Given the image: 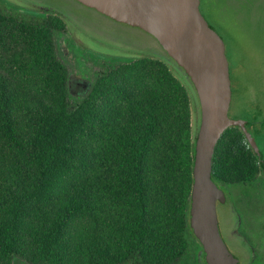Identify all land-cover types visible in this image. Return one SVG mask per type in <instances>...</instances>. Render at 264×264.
<instances>
[{
  "label": "trees",
  "instance_id": "16d2710c",
  "mask_svg": "<svg viewBox=\"0 0 264 264\" xmlns=\"http://www.w3.org/2000/svg\"><path fill=\"white\" fill-rule=\"evenodd\" d=\"M263 3L199 0V10L231 33ZM75 19L0 1V264H204L189 225L200 122L190 79L164 50L93 76L74 56L70 76L55 40ZM239 146L238 131L219 137L214 183L238 181Z\"/></svg>",
  "mask_w": 264,
  "mask_h": 264
},
{
  "label": "rangeland",
  "instance_id": "374dc122",
  "mask_svg": "<svg viewBox=\"0 0 264 264\" xmlns=\"http://www.w3.org/2000/svg\"><path fill=\"white\" fill-rule=\"evenodd\" d=\"M0 1L15 5L21 12L29 15H35L38 5L42 3L46 10L73 20L77 18L79 22L73 21L67 25L72 33H68L66 29L55 40L58 57L67 66L70 76L77 73L72 63L74 56L82 71L87 76H93L107 65L127 58L163 55V49L149 34L136 27L115 22L74 0ZM254 18L244 29L231 33L226 31V26L217 24L213 17L204 20L224 39L227 58L231 54L230 50H237L238 54L233 62L237 74L233 76L235 82L227 118L240 122L253 135L264 158V3L256 9ZM231 37L236 38V46L229 41ZM195 118L192 113V128L196 124ZM241 190L244 191L243 200L239 197V189L234 188L230 193L225 189L227 206L216 204L219 229L229 253L239 264H264V190ZM226 211L230 215L226 216L227 219ZM232 211L241 217V229H248V234H244L243 239L238 241L230 240L226 234L228 225H233L235 220Z\"/></svg>",
  "mask_w": 264,
  "mask_h": 264
},
{
  "label": "water",
  "instance_id": "95a60500",
  "mask_svg": "<svg viewBox=\"0 0 264 264\" xmlns=\"http://www.w3.org/2000/svg\"><path fill=\"white\" fill-rule=\"evenodd\" d=\"M101 15L152 36L190 79L200 106L195 138L189 225L203 251L204 264H237L218 228L216 201L221 190L211 179V160L219 137L229 126L230 79L224 44L199 11V0H74ZM43 13V12H42ZM246 138L256 149L250 132Z\"/></svg>",
  "mask_w": 264,
  "mask_h": 264
},
{
  "label": "flooded vegetation",
  "instance_id": "af4514ba",
  "mask_svg": "<svg viewBox=\"0 0 264 264\" xmlns=\"http://www.w3.org/2000/svg\"><path fill=\"white\" fill-rule=\"evenodd\" d=\"M44 10H46V8H44V5H42V3H41L40 6L38 5V11H36L35 13L41 14L42 12H44ZM226 131H234V132L238 131V132H240L243 147H240V146L238 147V149L236 151V156H235V170H236V174L238 177V181H235L232 183H227V184H225L221 181L215 182L216 186L219 188V190H221V192L223 193V196H224L223 202L216 201V203H215L216 218H217L216 204L217 203L220 205L221 204L222 205L227 204V200H226V197L224 194L225 189L228 191V193H230L231 190H233L234 188L239 189L240 190L239 197L242 200L244 199V196H243L244 191L241 190L243 188L246 190H252V191L253 190L255 191L257 189L264 190V158L262 156L261 150L258 147L253 135L250 133L253 137L254 143L256 145V149H254L251 146V144L248 142L246 135H245V131H247V132H249V131L244 126H242V127L241 126H229L224 132H226ZM256 159L258 162L257 167H256ZM255 169H258V171L256 173H255ZM232 213H233V211H232ZM235 214L233 213V215L235 216L234 223H233V225L231 224V226H230V224L228 225L227 230H226V234H227V237L230 238V240L238 241L239 239H243L244 234H246V233L248 234V229L246 227H245V229H241V226H242L241 219H240L241 217H239V215L237 216ZM228 215H229V211H226L225 217ZM228 217H226V219ZM217 223H218V219H217ZM262 227H264V226H262ZM218 228H219V225H218ZM228 228H230V230ZM235 228H237V229H235ZM219 232H220V229H219ZM220 235H221V232H220ZM221 237H222V235H221ZM236 262H237V264H239L238 260H236Z\"/></svg>",
  "mask_w": 264,
  "mask_h": 264
}]
</instances>
